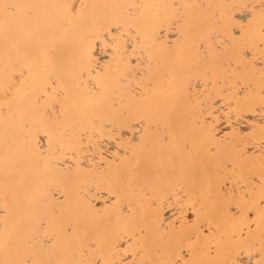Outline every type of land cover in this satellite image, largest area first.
<instances>
[{
  "label": "bare ground",
  "instance_id": "obj_1",
  "mask_svg": "<svg viewBox=\"0 0 264 264\" xmlns=\"http://www.w3.org/2000/svg\"><path fill=\"white\" fill-rule=\"evenodd\" d=\"M4 2L0 261L264 260L262 0Z\"/></svg>",
  "mask_w": 264,
  "mask_h": 264
},
{
  "label": "snow or ice",
  "instance_id": "obj_2",
  "mask_svg": "<svg viewBox=\"0 0 264 264\" xmlns=\"http://www.w3.org/2000/svg\"><path fill=\"white\" fill-rule=\"evenodd\" d=\"M33 7H34L33 5L21 4V3H7V2L0 3V22H2L5 25V27L20 23L22 22L23 17H27L28 15H30L29 11H24V10H30ZM260 7L264 8V0H262ZM262 44H264V41H262ZM262 57H264V49H262ZM261 71L264 72V68H262ZM184 147L186 151L189 150L187 144H185ZM262 187H264V184H262ZM262 201H264V196H262ZM251 211H252L251 209H248L249 213H251ZM233 212L242 215L244 209L237 206V208L233 209ZM260 215L262 219H264V208L261 209ZM61 231L65 236L66 250L71 251L73 244L71 239L69 238L72 232L74 231L72 225L69 223L63 226ZM54 243H55L54 238L49 236L46 238L45 241L41 243V246L48 247L49 249H51ZM0 264H101V260L99 258L90 259L87 261L75 260V259H47V260H39V261L24 259V260H16V261H0ZM104 264H108V262L105 261ZM176 264H179V261H177ZM185 264H193V262L185 261ZM259 264H264V260H261Z\"/></svg>",
  "mask_w": 264,
  "mask_h": 264
}]
</instances>
